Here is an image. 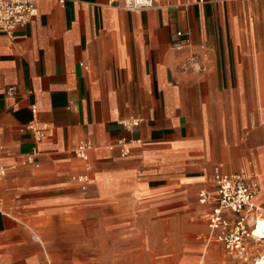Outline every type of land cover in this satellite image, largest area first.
<instances>
[{
	"label": "crops",
	"instance_id": "obj_1",
	"mask_svg": "<svg viewBox=\"0 0 264 264\" xmlns=\"http://www.w3.org/2000/svg\"><path fill=\"white\" fill-rule=\"evenodd\" d=\"M37 8L0 37V264H52V219H91L97 234L136 209L165 223L133 232L159 234L164 225L202 230L196 217L211 206L207 245L223 244L208 226L217 168L255 179L263 214L264 0H158L138 11L124 0H38ZM131 118L139 124L125 127ZM29 124L44 128L41 141ZM81 144L90 145L86 160L75 154ZM196 193L201 206L189 211ZM155 242L144 243L154 254Z\"/></svg>",
	"mask_w": 264,
	"mask_h": 264
},
{
	"label": "rangeland",
	"instance_id": "obj_2",
	"mask_svg": "<svg viewBox=\"0 0 264 264\" xmlns=\"http://www.w3.org/2000/svg\"><path fill=\"white\" fill-rule=\"evenodd\" d=\"M208 190L212 192L213 186ZM191 202L189 211H195L198 206H201L199 193L193 195ZM94 206L97 209L106 208L101 204ZM204 206L196 217V220L204 225L202 230L198 228L190 231L188 228H172V226L164 225L159 234L149 228L147 231L154 232L153 234L145 232L146 229L133 232L143 228L147 221L165 223L164 219L152 213H143V209H136L131 217H126L118 226L107 228L97 225L95 229L103 231L97 234L88 232L94 230V227L89 224L92 222L91 219L68 220L75 221L76 226L68 223L67 219H52L57 225L53 228L55 232L50 234L52 249L49 251V258L52 264H254L258 257L264 255V239L255 243L251 237L247 241L245 252L249 254L248 261H243L240 253H230L221 243L211 242L207 245L206 214L211 206ZM262 213L260 215L259 212H255L252 217L256 220L264 218V212ZM147 215L150 218L143 217ZM59 222L66 224L59 225ZM194 226L200 227L196 224ZM99 238L101 243L95 244L94 241ZM134 240L136 246L129 245ZM147 241L153 243L156 241L155 245L153 244L157 249L155 254L152 248L144 244ZM97 244V248L92 246ZM255 244L258 247H254ZM139 249L154 256L151 257Z\"/></svg>",
	"mask_w": 264,
	"mask_h": 264
},
{
	"label": "built area",
	"instance_id": "obj_3",
	"mask_svg": "<svg viewBox=\"0 0 264 264\" xmlns=\"http://www.w3.org/2000/svg\"><path fill=\"white\" fill-rule=\"evenodd\" d=\"M63 1V0H62ZM158 0H124V6L131 11L145 10L155 5ZM38 0H0V37L13 36L18 27L26 25L33 17L37 15ZM183 35V32H178ZM194 67L203 69L195 56L188 58ZM8 91H14V87H9ZM35 111V106H33ZM140 119L131 118L122 121L125 127L131 128L138 125ZM27 129L33 132L35 140L41 141L45 136L44 128L37 127L34 124L27 125ZM90 145L81 144L75 149V154L86 160ZM38 148L27 155V161L33 162ZM1 172H5L1 168ZM86 188L89 181L88 174H82L75 177ZM214 180L216 185V205L208 217V226L210 235L222 242L226 249L231 253H240L246 249L247 241L252 237L255 217H252L258 211L256 198L260 192L259 183L242 173L229 174L215 170ZM210 195L207 192L200 193V202L207 203Z\"/></svg>",
	"mask_w": 264,
	"mask_h": 264
},
{
	"label": "bare ground",
	"instance_id": "obj_4",
	"mask_svg": "<svg viewBox=\"0 0 264 264\" xmlns=\"http://www.w3.org/2000/svg\"><path fill=\"white\" fill-rule=\"evenodd\" d=\"M256 221H255V225H254V228H253V232L251 234L252 235V239L255 241V243L261 242L264 239V218H257ZM254 247H258L257 244H255ZM248 256H249V254L246 253L245 251H243L242 255H241V258L243 259V261H248ZM254 264H264V255L258 257Z\"/></svg>",
	"mask_w": 264,
	"mask_h": 264
}]
</instances>
